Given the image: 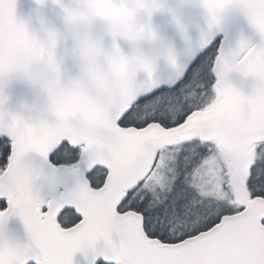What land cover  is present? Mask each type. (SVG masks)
<instances>
[{"label":"snow or ice","instance_id":"6c2138e0","mask_svg":"<svg viewBox=\"0 0 264 264\" xmlns=\"http://www.w3.org/2000/svg\"><path fill=\"white\" fill-rule=\"evenodd\" d=\"M199 3L207 26L195 44L176 20L183 60L161 42L130 70L68 19L151 16L166 0L61 4L57 69L42 54L56 30L38 37L17 19V0H0V228L18 217L28 238L0 231V264H73L77 252L91 253L88 264H264V0ZM230 10L252 37L217 39ZM106 37L96 26L104 48ZM14 74L45 89L39 116L2 110Z\"/></svg>","mask_w":264,"mask_h":264},{"label":"water","instance_id":"95a60500","mask_svg":"<svg viewBox=\"0 0 264 264\" xmlns=\"http://www.w3.org/2000/svg\"><path fill=\"white\" fill-rule=\"evenodd\" d=\"M68 2V0H65ZM75 3V0H72ZM167 9L158 12L153 16V23L158 28L162 37L164 46H171L175 49L178 57L183 60L187 48L184 33L176 23L178 19L184 29L187 30V36L195 44L201 36V33L207 26V13L201 6L199 0H166ZM16 15L18 20H23L29 30L34 32L38 37L43 36L41 17L49 25L63 30L62 11L56 5L48 0V3L41 7L36 0H17ZM103 22H98L97 30L102 28ZM241 35L252 37V29L248 26L246 18L242 13L236 10H230L226 14L224 31L218 33L217 39H225L229 42H235ZM111 44V38L106 37L105 46ZM122 49L130 53V46L125 41H120ZM161 45L149 51V54L156 55ZM59 52L63 54L64 45L62 44ZM64 68L69 73L74 72V65L71 61L66 62ZM171 68L165 59L160 57L157 60L156 75L159 78H166L171 73ZM141 78L145 75L143 72L138 74ZM239 83V77H236ZM6 103L2 110L6 113L23 115L25 118H34L39 116L47 106V94L39 85H34L21 74H14L9 77L3 88ZM38 159V158H35ZM5 236L14 242H27V233L23 222L18 217H10L7 222L0 228ZM102 241L100 244L102 245ZM99 246V245H98ZM89 252L86 256L84 252H77L73 257V264H88ZM104 263L97 259L95 264Z\"/></svg>","mask_w":264,"mask_h":264},{"label":"clouds","instance_id":"9594fccd","mask_svg":"<svg viewBox=\"0 0 264 264\" xmlns=\"http://www.w3.org/2000/svg\"><path fill=\"white\" fill-rule=\"evenodd\" d=\"M132 2H134V0H132ZM47 3L48 0H45L43 6ZM51 3L61 9V4H70L72 3V0H68V2H65V0H51ZM166 9L167 3L165 10ZM156 13L158 12H153L152 15L149 16L147 12L143 10L124 8L116 10L107 18H98L97 15L83 16L75 14L68 19L66 26L75 30L84 40L100 47L104 55L124 56L128 60L126 70H130L134 67L136 60L143 58L151 49L155 48L162 42L160 32L153 23V16ZM98 22H103L102 30L107 37L111 38V44L107 48L103 47L102 41L94 38V31ZM40 23L42 30L45 27H48L55 29L57 32L56 37L51 43V51H48V42L46 40L42 41V54L46 53L49 60L56 65L57 69H59L61 64V61L57 56V49L60 43L59 30L55 26L47 24L43 17H41ZM120 41L128 43L130 46V53H126L122 49ZM41 59H43V55ZM45 63L47 64V62ZM39 86L45 91L42 85Z\"/></svg>","mask_w":264,"mask_h":264},{"label":"trees","instance_id":"16d2710c","mask_svg":"<svg viewBox=\"0 0 264 264\" xmlns=\"http://www.w3.org/2000/svg\"><path fill=\"white\" fill-rule=\"evenodd\" d=\"M219 39V38H218ZM215 79V77H213V80ZM99 264H104V263H99Z\"/></svg>","mask_w":264,"mask_h":264}]
</instances>
